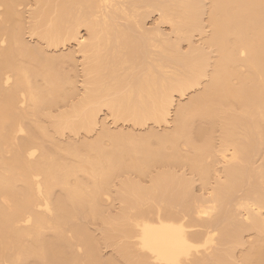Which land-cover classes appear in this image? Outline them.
<instances>
[{
	"label": "bare ground",
	"instance_id": "6f19581e",
	"mask_svg": "<svg viewBox=\"0 0 264 264\" xmlns=\"http://www.w3.org/2000/svg\"><path fill=\"white\" fill-rule=\"evenodd\" d=\"M0 264H264V0H0Z\"/></svg>",
	"mask_w": 264,
	"mask_h": 264
},
{
	"label": "rangeland",
	"instance_id": "374dc122",
	"mask_svg": "<svg viewBox=\"0 0 264 264\" xmlns=\"http://www.w3.org/2000/svg\"><path fill=\"white\" fill-rule=\"evenodd\" d=\"M31 2V3H30ZM30 2H28L27 4H23L22 6H20L19 7V9L24 13V18H25V21L26 22H28V20H29V15H30V10L31 9H33L35 6H34V4H33V2L32 1H30ZM31 4V5H30ZM29 8V9H28ZM152 19V20H151ZM154 20V21H153ZM146 26L147 27H150V28H153V27H155L156 25H159L161 28H162V30H165L166 32H169V30H170V26L168 25V24H158V14L157 13H154V14H152L151 15V17H149L146 21ZM83 32H82V34H84L85 33V30H82ZM27 32V31H26ZM85 35V34H84ZM200 35L199 34H196L194 37H193V41H199V39H200ZM25 38L29 41V42H35V40H36V37H34V38H32L29 34H28V32L25 34ZM199 38V39H198ZM198 39V40H197ZM182 46L184 47V48H186L187 46H188V43H184V44H182ZM62 49V50H61ZM64 49V50H63ZM77 49H78V47L76 46V42H71V43H68L67 45H65V47L64 46H60V48H58V50L56 49V50H53L54 52H63V53H65V52H70V51H72V50H75L74 52L76 53V54H74L75 56V58H79V59H75L74 61H72V63L71 62H69L68 64L71 66L72 65V67H75V69L77 70V72H78V74H77V80H78V84H77V86H79L80 87V89L82 90L83 89V87H82V81H83V77L81 76V70H82V68H83V65H82V61H83V57H82V54L81 53H79V52H77ZM79 55V56H78ZM71 63V64H70ZM67 64V65H68ZM68 65V66H69ZM67 67V66H66ZM74 69V68H73ZM69 70H70V68H69ZM76 72V73H77ZM72 73V76H76L75 75V73H73V72H71ZM197 89H198V87H196V88H194V89H191V90H188L185 94H184V96H180L179 94H176V104L179 102V101H184V100H187L194 92H196L197 91ZM192 91V92H191ZM187 94V95H186ZM186 95V96H185ZM183 97V98H182ZM104 114V115H103ZM107 116V110L106 109H104V111L101 113V117H106ZM109 118H110V120H109ZM106 120L109 122V124H110V127L111 128H115V129H123V130H130L131 128H133V125H132V123H130V122H123V121H118L117 123H114L113 122V118H111V117H106ZM112 124V125H111ZM114 124V125H113ZM171 124H160V125H155V127L157 128V129H159V130H162V129H165L166 128V126L168 127V126H170ZM114 126V127H113ZM151 127V126H154V124L153 123H151V122H149L146 126H144L143 128L142 127H134V131L137 133V132H140V131H144V130H146V128L147 127ZM140 128V129H139ZM162 128V129H161ZM99 130V128L97 127V128H95V130H93L92 132H90V133H85V132H81V134H80V136H86V137H92V136H94L95 134H96V132ZM69 135L70 134H67L65 137H63L64 139H66V138H68L69 137ZM199 187L198 186H196V191L197 192H200L199 191V189H198ZM112 200V201H111ZM111 200H110V204H111V206H112V210L115 212V211H117L116 209H118L119 208V206H120V202L119 201H117L115 198H111ZM114 201V202H113ZM119 204V205H118ZM114 207V208H113ZM96 225H97V223H96ZM94 223H93V225L91 226L94 230L96 229V233L98 234L99 233V230L97 229V226H96ZM96 226V227H95ZM95 227V228H94ZM249 234H246V236H245V238H247V237H249L248 236ZM104 249V250H103ZM240 248H238L237 250H239ZM242 249V248H241ZM240 249V250H241ZM240 250L238 251V252H240ZM101 255L103 256V258H106V256H107V258L110 256V254H112L113 253V248L112 247H108V246H105V245H103V246H101ZM237 252V253H238Z\"/></svg>",
	"mask_w": 264,
	"mask_h": 264
}]
</instances>
